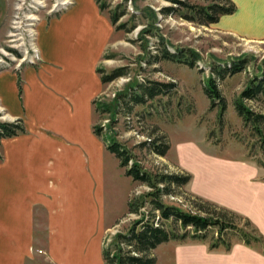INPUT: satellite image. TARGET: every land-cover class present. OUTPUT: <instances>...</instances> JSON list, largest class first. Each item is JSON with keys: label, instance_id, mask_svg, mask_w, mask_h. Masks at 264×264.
I'll return each instance as SVG.
<instances>
[{"label": "rangeland", "instance_id": "1", "mask_svg": "<svg viewBox=\"0 0 264 264\" xmlns=\"http://www.w3.org/2000/svg\"><path fill=\"white\" fill-rule=\"evenodd\" d=\"M186 1L203 4L209 0ZM100 2L106 3L103 10L94 0H0V122L21 119L26 130L18 137L1 140L0 155L4 147L13 145H17L16 160L31 155L39 185L31 201L21 202L16 224L12 204L6 202L7 216L2 220L0 215V264H105L101 250L111 251L116 235L126 232L137 217L126 212L128 199L148 189L125 175V167L107 150L103 137L113 135L149 171L189 172L190 182L171 198L183 206H190L192 194L208 199L193 187L204 182L208 169L196 155L197 150L255 166L261 171L255 173L256 179L264 180V134L261 138L244 124L233 104L248 80L264 69V37L240 28L232 30L224 16L217 23L204 25L164 13V8L175 6L168 0ZM115 8L124 9V14L112 24L109 12ZM118 24L124 27L119 29ZM162 43L170 51L192 49L200 59L193 67L162 59L158 57ZM74 55L89 57L86 68L93 62L87 71V95L80 103L63 92L69 79L64 75L68 69L64 61ZM236 58H245L247 63L244 70L218 80L226 101L218 117V101L210 107L204 83L212 64L224 65ZM116 68L125 73L101 81V76ZM31 69L41 87L35 76L28 74ZM46 74L49 77L44 79ZM18 79L24 87L22 96L17 91ZM148 81L172 85L145 103L135 104L130 112L123 106L116 113L104 109H115L119 94ZM245 102L264 113L262 97ZM77 107L82 109L74 123L81 138L88 136L83 133L84 125L87 132L94 127L101 129V136L82 143L68 137L72 132L67 127L68 117ZM41 115L46 119L37 122ZM57 116L61 122L55 121ZM153 132L169 143L163 156L141 145L154 136ZM30 141L36 144L33 154L26 152ZM64 155L68 164L60 160ZM180 156L196 164L199 175L184 168ZM2 211L0 207V214ZM233 240L231 249L236 243L246 245L237 237ZM254 245L263 251L261 244ZM231 249H210L207 242L191 239L170 240L158 245L153 255L155 264H208Z\"/></svg>", "mask_w": 264, "mask_h": 264}, {"label": "trees", "instance_id": "2", "mask_svg": "<svg viewBox=\"0 0 264 264\" xmlns=\"http://www.w3.org/2000/svg\"><path fill=\"white\" fill-rule=\"evenodd\" d=\"M95 1L100 9L105 8V2ZM168 1L175 6L164 8L162 10L164 13H175L184 19L204 25L217 23L222 15L232 14L236 10V5L232 0H209L203 4L190 3L186 0ZM147 10L150 9L147 8ZM150 11V15L153 17L152 10ZM123 14L124 9L119 11L115 8L110 11L111 23L115 24ZM117 27L120 29L124 27V24H118ZM144 31L147 32L148 29ZM158 57L182 62L189 67L195 66L196 61L200 59L199 54L192 49L170 51L164 43L159 49ZM246 63L245 58H236L228 64H212L211 73L204 83V93L210 100V107H214L215 100L218 101V117L222 116L226 108V101L218 87V80H223L229 75L244 70ZM124 73L122 68H116L112 73L101 76V81L108 82ZM170 85L172 84L158 81L139 83L132 91L119 94L116 98L118 106H115V109L110 106L104 109L116 113L117 109L123 106L130 112L135 104H143L147 99L164 93ZM18 89L20 92V81ZM261 97L264 100V69L260 74L254 75L248 80L233 104L244 124L250 125L255 134L263 138L264 113L253 110L245 102ZM24 130L21 119L13 122H0V140L18 135ZM100 130L97 127L93 128V132L99 136L102 135ZM153 134L154 136L142 142L141 145L148 147L157 155H165L169 149V143L164 136L155 135V132ZM103 140L107 150L119 160V165L125 167V175L148 189L128 199L126 212L135 214L137 217L131 222L126 232L116 235L111 251L106 248L102 249L105 264H155L153 250L158 245L170 240L191 239L207 242L210 249L222 246L225 250L231 249L233 241H235L233 239L236 237L238 241L246 245H264L263 235L246 216L194 194L191 195L193 199L188 200L190 206L174 202L171 198L178 195L177 189L185 187L190 182L192 176L189 172L185 170L149 171L134 160L131 151L113 135L107 139L103 137Z\"/></svg>", "mask_w": 264, "mask_h": 264}, {"label": "crops", "instance_id": "3", "mask_svg": "<svg viewBox=\"0 0 264 264\" xmlns=\"http://www.w3.org/2000/svg\"><path fill=\"white\" fill-rule=\"evenodd\" d=\"M232 1L236 5L235 12L228 15H222L226 18V25L232 30L240 28L244 32L257 34L264 37V0ZM94 2L97 4L95 0ZM68 21L71 20L69 19ZM39 45L42 47V43ZM67 59L68 60L64 62L67 64L68 69H66V73L64 75L66 78H69L67 82L68 88L65 89V91L63 90V92L69 93L70 95H68L71 99L76 97L77 102L80 103L79 101H82L87 95L86 85L88 86L87 77L89 73L87 71L91 70L93 62H89L88 67L86 68V60L89 61V57H84V55L77 57L74 55L72 58ZM29 73L35 76V82L37 86L41 87V81L39 80L37 73H35L33 69L29 70L28 74ZM47 76L48 74L45 76L43 75L42 77L45 79ZM55 77L56 76H54V78L51 77L50 79L54 80ZM57 78L60 79V75L56 77V80ZM77 78H79L78 83H72L73 80ZM19 81L20 80L18 79L16 84L17 91L18 95L22 96L24 95V87H22L20 84L21 91L19 92ZM47 81H49V78H47ZM57 85L58 87L60 86V84ZM10 86L11 84H8V92ZM46 102L48 101H45L42 106H45ZM80 109H82V107L75 108L70 117H68L67 127L72 131L68 137L72 138L77 143H82V140L85 139L93 141L98 138L99 135H96L93 130L92 132L85 131V125L83 133L87 134L88 136L81 138V136L78 134V129L74 122ZM45 119L42 118L41 115L36 121H44ZM54 119L57 122H61L62 120L61 118V120L59 119V116H57V118L55 117ZM25 131L26 130L13 137H18L20 134H24ZM9 138L12 137L2 138L1 140ZM41 140L43 142V139ZM31 143L32 142L30 141V147L28 146L29 151L26 152H31L33 154V148L36 147V144ZM14 146L17 145L4 147L2 151L3 154L0 155V207H2L3 210L0 215L1 219L4 220L7 216L5 212L6 202L12 204L13 217L16 224L19 222V217H21V202H23V200H26V202L31 201L33 195L38 194L39 185L38 176H36L35 163L34 161H31V155H29V157L26 156L23 161L21 156L19 160H16L17 157H14V152H16L14 151ZM18 149L20 150L19 147ZM60 152L64 154L62 150ZM7 153H9L11 157H9ZM196 155L199 156L202 163L205 162V165H203L208 169L206 168L207 173L204 174V182H202L200 186L193 185L194 191L210 200L217 201L246 215L251 219V221L255 224V226L259 229V232H261L264 237V180L256 179L255 173L257 172V168L241 161L205 154L200 150H197ZM180 159L186 165L184 168L190 170L195 176L199 175L200 169L196 164L191 162L187 163L185 157L182 158L180 156ZM60 160L62 163L68 164V160L65 155L60 158ZM187 164L190 165V168L187 167ZM257 173L259 174L261 171ZM43 186L44 188L46 187L44 182ZM14 230L16 229L14 228ZM208 264H264V245L263 251H260L259 248H257V246L254 244L248 247L244 244L236 243L228 254H221L218 257L210 259Z\"/></svg>", "mask_w": 264, "mask_h": 264}, {"label": "bare ground", "instance_id": "4", "mask_svg": "<svg viewBox=\"0 0 264 264\" xmlns=\"http://www.w3.org/2000/svg\"><path fill=\"white\" fill-rule=\"evenodd\" d=\"M63 3H64V1H63ZM32 17V16H31ZM13 34H15V33H12L11 35H13Z\"/></svg>", "mask_w": 264, "mask_h": 264}]
</instances>
